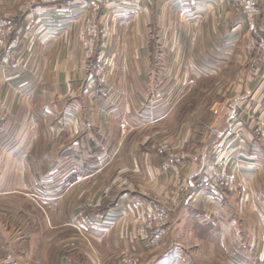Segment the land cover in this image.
<instances>
[{"label":"crops","instance_id":"0c3cea01","mask_svg":"<svg viewBox=\"0 0 264 264\" xmlns=\"http://www.w3.org/2000/svg\"><path fill=\"white\" fill-rule=\"evenodd\" d=\"M23 1L0 0V20H13L14 37L24 31L16 51L0 49V94L13 82L19 55L36 65L21 105L0 95V264H111L123 252L139 264H264V162H247L250 171L238 177L247 194L222 193L216 209V203L203 204L199 185L206 163L220 157L231 162L241 145L234 142L255 138L246 112L264 104V77L260 82L244 74L248 68L256 78L264 54L252 58L238 50L248 26L238 7L230 0H154V17L138 15L128 42L145 41L153 26L167 53H146L140 43L131 53H113L102 82L95 71L103 55L86 60L84 53H68L66 24L41 18L62 5L41 4L37 16L22 11ZM184 41L187 53L179 45ZM222 43L231 51H214ZM186 57L202 60L191 74L204 80L234 62L241 77L234 140L215 144L208 137L211 127L226 128L215 109L200 132L179 125L178 101L169 93L178 89L177 69ZM249 88L251 97L245 95ZM177 185L184 192L172 217L185 222L139 233L155 196ZM34 199L49 202L45 211ZM32 208L42 219L39 227L17 224ZM205 212L218 218V229L198 224Z\"/></svg>","mask_w":264,"mask_h":264},{"label":"rangeland","instance_id":"374dc122","mask_svg":"<svg viewBox=\"0 0 264 264\" xmlns=\"http://www.w3.org/2000/svg\"><path fill=\"white\" fill-rule=\"evenodd\" d=\"M153 2L154 0H24L22 11L24 13H34L39 16L42 11L39 7L41 4L49 3V5H62L59 8H55L56 10L52 9L41 18L44 17L43 19H47L46 22L50 25L58 24L59 22H61V26L66 24L68 35L66 45L68 53H84V56L86 55V57H88L86 60L95 56L96 53L103 55V63L96 69L95 75L104 82L110 75L107 73V67L112 65L111 56L113 53H131L139 43L146 53H167L162 49V44L155 41L156 31L153 26L151 28L150 26L148 27L149 30L146 34L145 41L141 37L140 42H128V35L133 32L132 23L136 21L135 19L138 15L141 14L142 18L145 16L147 18L154 17L155 11L152 10L151 5ZM257 3L259 14L253 21H250L247 14L238 7L243 21L248 25L242 33L243 42H241V47L239 46L240 48L238 47V50H242L243 53H247V55L252 56V58L257 53L262 56L264 54V0H258ZM22 11H20V13ZM3 12L0 11L1 16ZM58 13L61 14V20L58 19ZM10 20L9 18H2V20H0L1 23L5 24V30L8 32L7 45L5 48L0 49H13L14 52L22 45L24 31L22 32V30H19L20 34L14 37L15 26L12 22L13 20ZM76 20H78V26H76L77 23L75 24ZM258 22L260 25H258ZM260 28L262 29L261 33L259 30ZM250 32L251 35L247 37ZM134 33H138V29H135ZM73 34L76 40L70 41ZM25 44L26 42H24V45ZM222 44L223 45L219 48L216 46L214 51H231L226 43ZM179 45L185 50V53H187L188 47L190 48L189 42L186 41ZM10 46H14V48ZM52 47V49H54L53 45ZM110 59L111 62H109ZM186 60L188 63L184 64L183 62V64L178 65L177 70H179V77L177 76L178 80L176 79L178 82V89L172 90L169 93V97L172 96L178 101L175 112H177L180 117L179 125L185 124L186 127L191 126L200 132L202 128L208 125L209 119L207 118L210 117V119H212L213 113H215L213 110L215 109L218 115L225 118L226 128L224 130H219L216 127H211L208 132V137L215 139V144L221 142L228 136H230V140H234V137H236L234 128L238 117V110L236 107L238 100L236 102V99H238V95L240 94L237 93L236 88L241 79L239 71L236 72V69H234V62L222 67L223 69L220 72H216L210 80H204L201 77L193 78L192 75L194 74H191V69H195V65L199 68L202 67V60L197 59V61H195V59H189L187 57ZM191 60L193 62H190ZM32 63L31 56H29L27 60H25V55L23 54L16 58L15 68L18 69L17 73L12 77L13 82H10L8 85L6 84L4 90H1L2 94L0 95L2 97L7 99L15 97L16 103L19 102V104L25 99L26 93L24 89L28 86L29 82L32 81V74L29 73V70L34 69L36 66ZM88 65V67H90V61ZM247 70L248 71L244 73L246 78H254V81L260 78V82L263 80L264 69L260 70L256 78L253 71L248 68ZM116 76V74H113L110 78ZM89 77L92 78L93 74L90 73ZM174 77L176 78V76ZM170 80L172 81L175 79L172 78L169 79V81ZM74 89V95L78 96L80 92L76 88ZM261 94L264 95V90L261 91ZM66 95L67 97H72L70 92ZM245 95L251 97L252 91L250 88L249 92ZM15 108L17 109V106H14V109ZM254 110L255 109H253V111L249 109L246 113L249 115L251 121H253L255 138L247 139L239 137L234 144L238 145L239 143L242 146H247L244 148L241 145L236 146L238 153L232 155L231 162L226 157H220L206 163L205 167L201 169L199 185L203 187L201 190H204V193L201 192V198H203L202 202L207 208L212 206L211 204L213 203H216V207L214 208H218L219 201L215 200L217 199L216 197H219L222 193H234L239 191L240 193L245 192L244 194H247V190H244L245 186L238 181V177L240 174L250 171L247 162L250 163L253 159L257 164H262L264 162V104L259 105L256 111ZM184 118L186 119L184 120ZM123 127H125V125H123ZM213 131H218V135L214 136ZM208 137L206 139H208ZM197 159L199 160V157ZM166 165L167 169H169V165L167 163ZM212 167H214L216 174L223 177L222 180H224L225 183H214L211 180H206L209 168L212 169ZM167 169L163 168L164 171ZM188 187L190 189L195 188L189 184ZM183 192L184 186L177 185L175 187L173 186L171 189H167L163 194L156 195L153 201L154 205L151 208L152 210H147L144 218L140 219L137 231L144 234L151 230L165 228L173 229V226H181V222L182 224L185 222L184 219L173 218L172 212L178 206L179 199L182 197ZM244 199L247 200L243 202L246 205L250 201V193L244 196ZM38 200L39 199H34L33 205L36 209L45 211V207L48 206L49 202ZM230 205L233 207L234 204L231 203ZM36 209L32 208L28 217L18 218L17 224L27 226L33 222L35 226L39 227L38 225H40L42 219ZM198 224L201 227L206 225L217 229L220 227L218 226V218L213 216L210 217L206 212L198 218ZM202 231L203 230H199L201 234ZM197 233L198 232H196V235H198ZM86 241L90 246V240L88 239ZM110 261H112L113 264H139L137 256L124 252L120 255H116ZM100 263L102 262H96V264Z\"/></svg>","mask_w":264,"mask_h":264},{"label":"built area","instance_id":"2783aa9c","mask_svg":"<svg viewBox=\"0 0 264 264\" xmlns=\"http://www.w3.org/2000/svg\"><path fill=\"white\" fill-rule=\"evenodd\" d=\"M233 2V4L237 7H239L241 10H243L250 21H253L259 14V8H258V0H230ZM8 41V32L5 30V24L0 22V48H5ZM14 48V46H10ZM218 131H213V135L217 136ZM164 169H167L166 163L164 164ZM223 177L216 174L214 171V167L209 168L208 175L206 177V180L212 181L214 183L224 182L222 180ZM225 183V182H224ZM228 185V184H227Z\"/></svg>","mask_w":264,"mask_h":264}]
</instances>
